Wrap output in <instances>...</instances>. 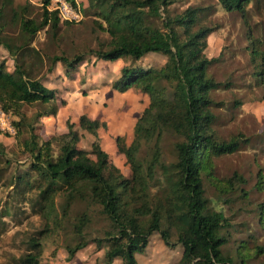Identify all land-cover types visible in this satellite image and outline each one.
<instances>
[{
  "label": "trees",
  "instance_id": "1",
  "mask_svg": "<svg viewBox=\"0 0 264 264\" xmlns=\"http://www.w3.org/2000/svg\"><path fill=\"white\" fill-rule=\"evenodd\" d=\"M38 1L39 5L32 0H0V43L15 61L13 70L6 61L0 62V105L14 116L15 137L24 126L30 133L22 141L27 167L6 183L0 180V192L13 186L5 206L0 207V236L5 217L22 204L29 208L24 213L37 215L43 222L26 237L23 252L12 257V264H41L48 241L58 237L69 261L93 244L104 252L103 264L117 260L140 264L138 254L145 252L157 234L171 248L182 247L176 264H234L222 248L231 242L225 234L231 218L223 208L211 205L204 177L217 187L219 203L230 205L235 201L232 195L239 191L241 197H248L244 189L248 179L243 174L218 178L215 169L216 158L238 152L250 139L242 133L224 139L214 127L215 109L223 103L211 92L228 85L210 73L221 55L209 58L206 54L208 36L215 30L203 23L208 7L189 6L176 12L172 5L179 0H87L85 12L95 16V26L107 39L99 38L93 29L97 48L73 56L62 51L47 57L50 71L63 63L64 76L71 79L82 73L80 64L89 56L111 62L156 53L166 57L161 66L149 62L124 65L112 83L118 92L135 89L149 97L134 125L132 141L128 144L125 135L115 137L117 152L131 169L127 176L101 145L99 132L108 129L107 121L82 114L79 121L67 120L64 131L47 139H40L36 132V118L57 116L60 98L57 89L45 85L33 69L43 66L40 49L33 42L43 29L55 39L65 25L76 23L62 20L58 10H51L52 0ZM218 1L226 11L247 17L249 6L262 0ZM10 21L18 27V35L8 33ZM250 39L253 60H258L256 75L264 83V52L259 39ZM28 54L36 55L30 64ZM66 103L61 100V105ZM27 105L39 108L33 122L22 111ZM84 133L94 138L90 149L79 146ZM167 141L172 146L170 157L165 155ZM4 151L0 142V156ZM256 178V189L264 191L263 168ZM258 211L264 223V201ZM249 242L242 240L235 248L240 264L264 253L263 245L250 247Z\"/></svg>",
  "mask_w": 264,
  "mask_h": 264
},
{
  "label": "rangeland",
  "instance_id": "2",
  "mask_svg": "<svg viewBox=\"0 0 264 264\" xmlns=\"http://www.w3.org/2000/svg\"><path fill=\"white\" fill-rule=\"evenodd\" d=\"M23 0H16L17 3ZM39 5L40 1L32 0ZM75 9L80 11V17L73 25H65L52 38L47 29L41 30L35 41L34 47L40 49L43 66H37L34 71L42 78L45 85L57 89L59 99V112L57 116L50 118H36L37 106H25L22 111L26 113L29 122L35 120L36 132L40 139H47L52 134L64 131L67 120L79 121L82 114L94 119L107 121L110 126L102 129L100 134L103 149L109 152L114 163L122 172L129 176L130 166L126 158L117 152L116 136L125 135L128 144L133 139V129L142 111L149 104V97L137 90L125 93L112 88V83L120 74L124 65L150 63L161 66L166 57L156 53L139 60L123 57L117 61H103L89 56L78 69L82 73L76 74V79L65 78L63 63H57L52 71L49 70L48 55L60 54L62 51L69 56L75 53L97 48V35L102 40L107 39V34L99 31L95 26V16L87 14V0H76ZM82 5V6H81ZM208 7L203 15V23L214 27L215 30L208 36V48L206 54L209 58L219 57V61L210 67V73L218 82L228 86L212 90L211 95L223 103L222 107L215 109L218 119L214 125L219 135L229 139L242 133L250 139L241 150L216 158L215 175L218 178H227L234 172L243 174L248 182L244 186L248 197H241V191L232 195L235 201L230 205L219 203L218 190L212 179L204 177L206 195L211 205L226 211L230 217V226L225 234L231 239L230 244L222 248L234 259V264H240L241 258L235 248L242 240L250 239L249 245L264 246V223L261 222L259 204L264 201V191L256 189V175L260 168L264 170V83L256 75L259 67L258 60H253L251 54L250 36L259 39L264 52V0L255 2L249 6L247 17L239 11H226L218 0H179L172 5L176 12H181L189 6ZM80 9V10H79ZM82 9V10H81ZM36 12V10H35ZM34 12V13H35ZM8 15L7 19L9 18ZM8 28L10 35H18L19 29L11 21ZM35 54H28V64L35 60ZM6 61L8 69L13 70L15 61L9 51L0 43V62ZM264 68V66H262ZM77 71V70H76ZM74 73V72H73ZM62 78V79H61ZM66 99V105H61V100ZM240 102V104L238 103ZM13 116V115H12ZM14 118V116H13ZM18 120V117H15ZM27 126L22 132L15 135H0V142L4 145V154L0 156L1 183L28 165V154L24 153L22 141L29 137ZM94 138L84 133L79 146L90 149ZM166 157L172 155V146L169 141L164 145ZM12 185L4 187L0 192V207L5 206ZM5 217L6 224L0 236V264H12V257L19 256L23 252L24 240L31 233L42 227L43 222L37 215H28L23 209L27 205H20ZM253 235V236H252ZM182 247L174 248L166 245L161 237L153 235L144 253L138 254L140 264H176L181 257ZM248 256V253H245ZM63 240L58 237L54 241H48L41 264H103L104 252L90 244L79 251L72 260L67 258ZM114 264H121L119 260ZM248 264H264V253L249 260Z\"/></svg>",
  "mask_w": 264,
  "mask_h": 264
},
{
  "label": "built area",
  "instance_id": "3",
  "mask_svg": "<svg viewBox=\"0 0 264 264\" xmlns=\"http://www.w3.org/2000/svg\"><path fill=\"white\" fill-rule=\"evenodd\" d=\"M76 5L67 0H52L50 9L58 10L62 20H76L80 17ZM80 10V9H79ZM0 133L5 135H16L17 128L11 113L6 112L0 105Z\"/></svg>",
  "mask_w": 264,
  "mask_h": 264
},
{
  "label": "crops",
  "instance_id": "4",
  "mask_svg": "<svg viewBox=\"0 0 264 264\" xmlns=\"http://www.w3.org/2000/svg\"><path fill=\"white\" fill-rule=\"evenodd\" d=\"M131 90H134V89H131ZM130 91V90H129ZM109 124V123H108ZM109 126H110V124H109ZM102 130V129H101ZM101 130H100V132H101Z\"/></svg>",
  "mask_w": 264,
  "mask_h": 264
}]
</instances>
